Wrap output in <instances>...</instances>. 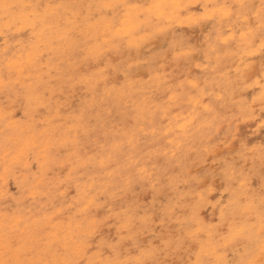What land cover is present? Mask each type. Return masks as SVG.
<instances>
[{"label":"rangeland","instance_id":"obj_1","mask_svg":"<svg viewBox=\"0 0 264 264\" xmlns=\"http://www.w3.org/2000/svg\"><path fill=\"white\" fill-rule=\"evenodd\" d=\"M241 2L248 5L244 15L223 25L242 23L224 29L234 37L228 45L217 40L216 22L203 19L206 10L198 2L190 10L194 22L136 50L107 48L99 59L79 51L57 60L56 66H64L45 80V104L36 109L22 87L0 93V107L16 113L19 126L38 124L40 139L48 136L51 144L41 155L45 169L33 171L35 189L8 178L11 198L3 199L2 215L32 214L40 225L26 235L7 229V239L38 260L36 232L51 220L72 223L73 236L80 229L65 260L134 261L138 240L154 248L164 241L182 243L181 257L194 264L211 258L230 227L258 225L259 193L249 194L255 205L245 212L240 200L248 189L238 181L242 169L244 175L247 170L259 175L264 152V30L256 22L262 0H216V5ZM251 32L259 37L254 54L240 40ZM33 83L26 80L25 86ZM185 122L191 123L186 135L180 130ZM194 235L201 239L194 241ZM259 240H243L239 251L230 244L228 258H239L247 245L258 260ZM102 242L118 252L97 251ZM42 258L53 260L49 253Z\"/></svg>","mask_w":264,"mask_h":264},{"label":"bare ground","instance_id":"obj_2","mask_svg":"<svg viewBox=\"0 0 264 264\" xmlns=\"http://www.w3.org/2000/svg\"><path fill=\"white\" fill-rule=\"evenodd\" d=\"M198 2L203 3L204 10V5L217 6L216 0H0V32L5 33L0 35V38L4 37V43H0V93L22 87L32 109H36L45 104L43 99L48 90L45 80L52 70L64 66H56L57 60L71 59L79 51L86 58L99 59L107 48L136 50L154 36L169 34L175 27L194 22L196 16L190 10ZM10 5L16 7H6ZM208 9V17H215L217 40L228 45L234 37H227L224 29L231 26L235 29L242 23L234 25L230 22L223 28L229 18L221 20L218 7H213L212 11ZM203 19L208 20L206 16ZM24 30L27 32L24 36L16 35ZM240 40L251 54L257 52L258 34L251 32ZM82 47H85L83 51ZM26 80H33L34 83L25 86ZM50 93L54 91L51 89ZM15 116L16 113H7L0 107V205H3V199L10 197V177L20 188H36L34 184L38 177L33 171L39 165L42 170L45 169L41 155L51 146L48 136L44 141L40 139L38 124L19 126ZM190 124H182V134H188ZM37 196L35 190L31 191L29 198L34 201ZM26 204L27 201L20 202L22 206ZM254 218L257 219V226L250 224L241 228L249 239L259 240L262 233L259 213ZM46 221L36 232L40 237L37 241L38 260L49 253L54 264H63L80 229L76 227L77 234L73 236L72 223L65 225ZM36 225L40 224L35 215L24 218L23 214L12 216L0 212V242L9 241L4 234L7 229L26 235L32 234ZM13 241L16 243V240ZM61 249H65L66 253H62ZM15 258V254L10 255L6 249L0 248V259L7 261Z\"/></svg>","mask_w":264,"mask_h":264},{"label":"snow or ice","instance_id":"obj_3","mask_svg":"<svg viewBox=\"0 0 264 264\" xmlns=\"http://www.w3.org/2000/svg\"><path fill=\"white\" fill-rule=\"evenodd\" d=\"M6 7H16L14 5ZM31 7V6H29ZM40 7V6H37ZM207 12L208 5L203 6ZM214 8L217 6H213ZM248 5L243 2L238 5H222L219 6L221 12V20L224 17L231 19L233 16L239 18L240 15H244V9ZM261 13L259 18L256 21L262 30H264V0L261 3ZM202 13V16L206 15ZM208 19L215 20V17H207ZM246 19L251 21V16H246ZM0 35H5V33L0 32ZM261 47L264 48V31L261 33ZM264 128V124L261 125ZM260 171L259 175L255 176L252 170H247V175H244V170H241V178L238 183L241 186V189H244L247 186L248 193L241 197L240 203L241 207L245 212H249L253 209L255 201L249 200V194L258 191L259 193V216L261 224V239H260V258L257 260L254 258L255 253L249 252L247 245H245V251L240 254L239 258L229 259V253L227 251L229 245L239 251L237 245H239L243 240L249 239L245 230L239 226L230 227L228 232L224 234L221 239L224 241L222 245L217 247L210 255L211 258L200 260L194 262V264H264V152L261 153L260 157ZM253 182H258L259 188L254 187ZM134 228V225L129 228V231ZM123 238V237H122ZM194 241H199L201 238L198 235H194ZM136 248L139 252V255L134 261H127L123 259H109L108 261H101L100 264H193V262L185 261L180 253L184 248V244H171L168 241H164L162 245H157L155 248L151 244L141 243L136 241ZM109 249V255L113 256L118 252V249L115 245H111L108 242H102L101 245H97V251H100L101 248ZM0 248L6 249L8 254H15L16 258L11 260L0 259V264H53L52 261L45 260L41 258L40 260L28 259L27 257L31 254L27 249L22 248V246L17 245L11 240L7 242H0ZM35 252V249L32 250ZM100 255L103 257L104 252H100ZM60 264V262H56ZM63 264H85L84 261L80 260H65ZM86 264H97V261L93 259H88Z\"/></svg>","mask_w":264,"mask_h":264}]
</instances>
